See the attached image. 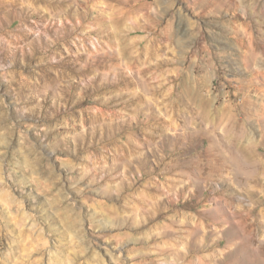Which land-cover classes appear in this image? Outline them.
Masks as SVG:
<instances>
[{
  "label": "rangeland",
  "instance_id": "rangeland-1",
  "mask_svg": "<svg viewBox=\"0 0 264 264\" xmlns=\"http://www.w3.org/2000/svg\"><path fill=\"white\" fill-rule=\"evenodd\" d=\"M7 5L0 264H264V0Z\"/></svg>",
  "mask_w": 264,
  "mask_h": 264
},
{
  "label": "bare ground",
  "instance_id": "bare-ground-1",
  "mask_svg": "<svg viewBox=\"0 0 264 264\" xmlns=\"http://www.w3.org/2000/svg\"><path fill=\"white\" fill-rule=\"evenodd\" d=\"M8 2H11V0H0V8L2 9V8H5L6 6H9V5H7L8 4ZM7 11V10H6ZM5 11V12H6ZM23 13V12H22ZM2 23H3V21H2ZM7 27V26H6ZM21 31V30H20ZM38 49V48H37Z\"/></svg>",
  "mask_w": 264,
  "mask_h": 264
}]
</instances>
